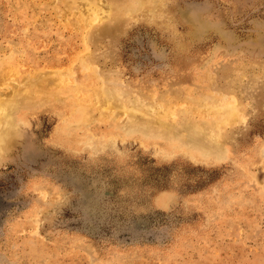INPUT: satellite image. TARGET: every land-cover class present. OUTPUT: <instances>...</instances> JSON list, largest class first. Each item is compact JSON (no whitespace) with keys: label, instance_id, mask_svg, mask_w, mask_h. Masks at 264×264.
<instances>
[{"label":"rangeland","instance_id":"1","mask_svg":"<svg viewBox=\"0 0 264 264\" xmlns=\"http://www.w3.org/2000/svg\"><path fill=\"white\" fill-rule=\"evenodd\" d=\"M0 76V264H264V0H0Z\"/></svg>","mask_w":264,"mask_h":264},{"label":"bare ground","instance_id":"2","mask_svg":"<svg viewBox=\"0 0 264 264\" xmlns=\"http://www.w3.org/2000/svg\"><path fill=\"white\" fill-rule=\"evenodd\" d=\"M89 1V3H92V2H94V0H88ZM137 1V0H136ZM138 2H140V0H138ZM145 2V1H144ZM147 2V1H146ZM149 2H150V0H149ZM124 3H126V1L124 2ZM151 3H152V6L151 7H157V8H160L161 7V5L160 4H162V3H160V1H151ZM164 6V5H163ZM162 6V7H163ZM123 7H125V6H123ZM136 7H138V6H136ZM140 7V6H139ZM135 8V7H134ZM111 9H113V8H111ZM116 9V8H115ZM123 9V8H122ZM133 9V8H132ZM140 9V8H139ZM161 9V8H160ZM145 10V9H144ZM123 11H124V9H123ZM128 11V10H127ZM129 11H130V9H129ZM137 11V10H136ZM143 11V10H142ZM146 11V10H145ZM114 12H115V10H114ZM133 12H134V10H133ZM132 12V13H133ZM139 12V11H138ZM152 12H154V11H152ZM116 13V12H115ZM149 13V12H148ZM155 13V12H154ZM140 14V13H139ZM143 14V13H142ZM126 15V14H125ZM148 15V14H147ZM117 16V15H116ZM166 16V15H165ZM133 17V16H132ZM171 17V16H170ZM123 18V17H122ZM136 18H138V17H136ZM97 19V18H96ZM124 19V18H123ZM151 19H152V17H151ZM167 19V18H166ZM202 26V25H201ZM202 30V29H201ZM99 35V34H98ZM95 36H96V34H95ZM83 64V63H82ZM1 77V76H0ZM24 87V86H23ZM27 87H29V86H27ZM59 88V87H58ZM28 89V88H27ZM26 89V90H27ZM46 89V88H45ZM45 89H44V91H45ZM21 90H23V88L21 89ZM47 90V89H46ZM49 91V90H48ZM45 93V92H44ZM48 93V92H47ZM46 94V93H45ZM44 94V95H45ZM4 96V95H3ZM25 96V95H24ZM41 97V96H40ZM2 98V97H1ZM20 98V97H19ZM26 98V97H25ZM23 100V99H22ZM37 102V101H36ZM23 102H21V101H18V102H16L14 99H11L10 101H5V100H1L0 99V138H1V136L3 137V136H6V135H9V133L12 131L11 129L14 127V126H17L18 124L16 123V121H15V110L18 108V106L19 105H21ZM35 103V102H34ZM195 103V102H194ZM31 104H33V103H31ZM31 104H30V106H31ZM36 105V104H35ZM27 106H29V105H27ZM33 106H31V108H32ZM30 108V107H29ZM83 110V109H82ZM85 110V109H84ZM132 115H134V113L132 112ZM140 120V119H139ZM138 120V121H139ZM147 124H148V127H151V126H153V117L152 116H148V120H147V122H142L141 123V127L144 129V127H146L147 126ZM165 126H168V125H165ZM176 127V126H175ZM174 127V128H175ZM155 128V127H154ZM153 128V129H154ZM204 128H205V126H204ZM204 128H199L198 129V131L197 132H194V127L193 126H188L187 128H186V131H187V133H186V135H185V141H188L189 143H194V144H200V145H202V146H204L205 148H206V150L207 151H213V150H215V149H217L218 148V146H217V142H216V139H217V137H216V133H212V132H207V131H205V129ZM176 130H178V129H176ZM175 129H173V130H169L168 131V134L172 137V135H176V134H178V132L179 131H176ZM151 131V130H150ZM148 132V131H147ZM195 134H200L204 139L203 140H199L198 141V143H196L195 141H194V138H193V136L195 135ZM13 136V135H12ZM9 137H11V136H9ZM176 138H179V137H176ZM6 139V138H5ZM7 140V139H6ZM204 141H208V143L207 142H204ZM4 149V148H3Z\"/></svg>","mask_w":264,"mask_h":264}]
</instances>
